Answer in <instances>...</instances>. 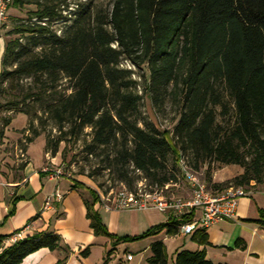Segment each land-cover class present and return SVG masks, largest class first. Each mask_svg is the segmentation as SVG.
Returning <instances> with one entry per match:
<instances>
[{
    "label": "trees",
    "instance_id": "obj_1",
    "mask_svg": "<svg viewBox=\"0 0 264 264\" xmlns=\"http://www.w3.org/2000/svg\"><path fill=\"white\" fill-rule=\"evenodd\" d=\"M8 8L30 10L7 25L0 59V146L16 115H28L23 107L32 106L60 133L56 144L46 141L52 158L60 143L90 129L86 157L103 156L105 170L118 169L121 181L132 168L163 189L176 182V170L182 176L181 161L191 153L186 165L195 172L206 163L238 165L244 172L234 179L235 187L264 186V0H112L108 7L11 0ZM146 94L156 112L167 103L176 108L171 130L160 131L141 118ZM38 136L34 131L33 138L21 140L20 150ZM74 185L91 196L85 205L94 234L115 243L163 230L174 236L192 221L169 216L141 236L115 238L94 208L99 193L78 181ZM17 232L0 235V264H21L43 248L64 251L59 263L71 253L56 234L8 244ZM198 242L207 245L206 235ZM151 251L148 264H169L164 243H153ZM88 255V248L81 253ZM174 264L211 263L204 250H184Z\"/></svg>",
    "mask_w": 264,
    "mask_h": 264
},
{
    "label": "crops",
    "instance_id": "obj_2",
    "mask_svg": "<svg viewBox=\"0 0 264 264\" xmlns=\"http://www.w3.org/2000/svg\"><path fill=\"white\" fill-rule=\"evenodd\" d=\"M3 51L4 41L0 38V59ZM26 121L24 115L13 119L5 131L3 146L4 142H14L17 147L22 137L20 130ZM36 142L38 140L26 146L27 163L23 167L13 169L15 164L6 160L13 170L0 168V223L3 222L0 235H9L28 226L25 237L56 234L71 253L65 262L59 263L66 256L64 251L43 248L27 256L21 264H104L106 258V264H148L153 255L151 245L156 242L164 243L169 264H174L177 253L184 250H204L206 260L211 264H264L263 186L252 184L249 189L245 188L248 195L239 199L232 219L217 221L207 229L196 227L189 236L179 232L169 236L163 230L144 239L115 243V239L94 234L85 205V201H92L91 196L89 200L85 196L89 192L74 185L78 181L90 188L84 181L69 177L57 180L43 172L44 166H58L56 158L49 159L44 147L42 160L32 163L30 150ZM56 191L63 195L62 200H55ZM48 198L51 205L46 208ZM94 208L108 233L115 238L141 236L153 227L165 224L169 218L168 214L155 209L107 210L101 201ZM192 214L196 220L201 217L199 210ZM203 234L207 245L198 242ZM87 248L89 255L81 256ZM121 251L127 253L125 259L118 258ZM108 252L110 255L107 257ZM128 255L132 256L131 260L127 259Z\"/></svg>",
    "mask_w": 264,
    "mask_h": 264
},
{
    "label": "rangeland",
    "instance_id": "obj_3",
    "mask_svg": "<svg viewBox=\"0 0 264 264\" xmlns=\"http://www.w3.org/2000/svg\"><path fill=\"white\" fill-rule=\"evenodd\" d=\"M72 2L73 4L92 2L93 4H97L102 7H108L112 0H72ZM27 10H30V8H27L24 11H19L17 9L14 11V8H8L6 20H0V38H3V41L6 39V32L10 30V27L7 26L10 25L9 18L24 17ZM4 25L7 26L5 29L2 28ZM122 65L127 68H132V70L136 71V69L130 67L131 65L126 63V61H122ZM134 78L138 80L137 75H135ZM23 108H25L29 114H18L24 115L27 120L25 127L20 130V134L22 133L21 140H24L25 138H33L34 131L39 133V136L34 139V141L38 140V142L33 144L30 150L32 163L36 164L38 160H42V149L43 147L45 148L46 141L50 142V144H56V140L60 133L56 130L48 116L44 115L41 110L37 109V107L26 106ZM165 108L166 109L164 111L156 112L152 108L149 96L146 94L143 96V100L141 102V118L154 124L160 131L171 130L174 123L176 122V108L171 103H167ZM11 114L12 113H8V115ZM2 115H6L5 111L2 112ZM18 115H16V117ZM224 121L222 122L224 123ZM23 131L25 132L23 133ZM89 132L90 129H85L82 135L71 136L60 143L59 153L54 158H56V164L62 168L65 177L84 181L87 186L99 193L100 198H108L111 199V201L119 192L124 189L131 192L141 191L142 193L146 194L153 192L159 194L161 193V195L167 198L185 199L190 197H188V195H190L188 186L184 178L180 176L177 170L175 171L177 176L176 182L174 184H168L167 189H159L157 185L151 183V181H145L142 179L143 175H139L136 171H132V168H130L127 172V175H125V181H121V172H119L118 169H115L112 172L105 170V167H107L108 163L104 162L105 159L103 156L99 155L98 157H86L84 152V142L90 141L91 137L87 135ZM39 140L43 141V143L39 142ZM13 143L14 142H4V146H0V168L6 167L5 169L11 170V166L6 163V160H10V164H15L13 169L16 168V166L19 168L24 162H27V156L25 155V152L23 153L20 150L19 144H17V147H15ZM48 156L49 159L52 157L51 154H48ZM184 157L185 158L183 161L186 164L187 160L190 161L193 158L191 153H186ZM171 165L172 163L170 161V168ZM45 168H49V166H44L42 169ZM197 172L201 180L207 186L208 190L217 194L225 192L230 187H235L234 179L243 174L244 169L238 165L206 163L201 165L200 170ZM123 174L125 173L123 172ZM128 182L132 183L131 187H129ZM252 184L254 183L252 182L248 186H243V188L249 189ZM215 185H221V189L219 190V188L215 187ZM85 196L90 200L88 193H85ZM126 254L127 253L124 251H121L118 258L125 259Z\"/></svg>",
    "mask_w": 264,
    "mask_h": 264
},
{
    "label": "built area",
    "instance_id": "obj_4",
    "mask_svg": "<svg viewBox=\"0 0 264 264\" xmlns=\"http://www.w3.org/2000/svg\"><path fill=\"white\" fill-rule=\"evenodd\" d=\"M10 2L11 0H0V20H6ZM180 170L190 191L189 198H167L161 195V193L153 192L146 194L141 191L130 192L124 189L119 192L112 201L108 198H100V201L107 210L155 209L171 217L192 216L191 222L182 224L179 227V233L181 235L189 236L196 227L207 229L217 221L232 219L238 206L239 199L248 195V191L243 187H230L225 192L217 194L212 193L201 180L198 172L193 171L183 160L181 161ZM43 172L57 180L65 177L60 166H56V168L49 166V168L43 169ZM164 188L167 189L168 185ZM54 198L60 201L63 195L56 191L54 193ZM50 205L51 199L48 198L46 201V208L50 207ZM196 210L201 212V217L198 220H196L192 214ZM28 228L27 226L25 229L18 231L10 237L9 242L14 243L24 239L25 230ZM127 259L131 260L132 256L128 255Z\"/></svg>",
    "mask_w": 264,
    "mask_h": 264
}]
</instances>
